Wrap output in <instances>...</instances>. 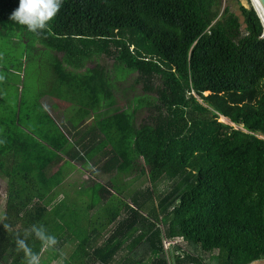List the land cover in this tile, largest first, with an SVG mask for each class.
Segmentation results:
<instances>
[{"label": "trees", "instance_id": "1", "mask_svg": "<svg viewBox=\"0 0 264 264\" xmlns=\"http://www.w3.org/2000/svg\"><path fill=\"white\" fill-rule=\"evenodd\" d=\"M247 2L241 20L223 0H63L36 34L9 19L19 0H0V29L56 53L59 88L50 95L77 103L81 120L64 132L37 102L9 103L0 81V172L9 180L0 264H25L15 240L32 225L54 235L55 247L72 244L57 264L264 258V27ZM103 58L114 59L111 69ZM117 66L144 93L127 109L115 98ZM142 109L149 112L137 125ZM90 113L100 117L86 126ZM63 161L93 168V178L98 169L109 183L91 179L82 202L65 198L49 210ZM130 174L149 185L126 199L130 184L121 180ZM164 238L175 240L168 250ZM27 243L41 258L45 246L34 235Z\"/></svg>", "mask_w": 264, "mask_h": 264}, {"label": "rangeland", "instance_id": "2", "mask_svg": "<svg viewBox=\"0 0 264 264\" xmlns=\"http://www.w3.org/2000/svg\"><path fill=\"white\" fill-rule=\"evenodd\" d=\"M249 2L252 4L251 0H249ZM239 3L249 6L247 0H223V7L226 5L231 6V9L240 16L241 20H243L241 11L239 9ZM55 54L56 53L53 51V49L43 45L40 40L34 36L31 37L26 33H17L13 32L12 30L3 31L0 29V76H3V80L6 81L1 92L4 94L6 100H8L9 103L13 105L15 104V101L21 98L30 102L32 108L34 106V102H37L39 105L43 106V108L48 113H51L53 116L56 115V117L58 116L59 120L69 122V125H71L72 122H75V124L78 125L81 121L78 119L77 115L78 104H72L64 97V95H50V93H56L59 88V82L52 68V64L54 63L56 57ZM102 61L103 62L101 64L107 66L109 69H111L115 63L114 59L112 58H103ZM91 66H93V63L88 65V67ZM111 72L114 84L116 85V89L114 91L115 98L118 105L122 107V109H127V104H131L135 97H143L144 93L142 85L134 86V79L136 76L135 74H130L127 69H124L121 66H117L116 71ZM112 86L114 85L112 84ZM205 95H208V93H205ZM56 98L59 101H57ZM198 101L202 102L201 99H198ZM56 102H58L60 105L56 104ZM135 103L139 104L137 102ZM148 112L149 110L147 109H142L138 112L136 116L137 125H140L144 122ZM90 114V118L85 120L86 126L94 123L100 117V113ZM221 122L237 128L236 125L231 124L226 118H224V121ZM61 129L65 132L63 128ZM62 164L65 167L64 171L67 172V180L64 183V187H59V192H52L50 197L58 200L59 195H61L63 198H65L67 195V200L69 201L78 202L81 200L80 202H82V199L84 198H81V195L78 192L83 186L81 184L85 183V181L89 178L92 179V171L88 167L82 166L80 164L76 165L74 162L70 161H63ZM51 169L53 168L50 164L48 166V172H50ZM87 171L89 172L88 176H86ZM102 177V174L97 169L95 171L94 178L101 179ZM103 178H105L106 181H97L94 183V185L103 184L102 182L109 183L107 176ZM121 182L124 184H130L129 189L127 190L126 194H124L126 199H129V196L132 195L137 189H141L149 185L147 176L136 179L134 178L133 174L124 176L123 181L121 180ZM161 192V194L165 193V188H163ZM102 210L103 208H101V211ZM182 246L183 248H186L185 244H182ZM197 248L199 250V247ZM143 249H145V246Z\"/></svg>", "mask_w": 264, "mask_h": 264}, {"label": "clouds", "instance_id": "3", "mask_svg": "<svg viewBox=\"0 0 264 264\" xmlns=\"http://www.w3.org/2000/svg\"><path fill=\"white\" fill-rule=\"evenodd\" d=\"M63 4V0H19V6L12 11L9 19L25 26L29 31L40 34L46 30ZM4 77L0 76V80ZM10 226L4 224V228ZM34 235L45 247H55L58 243L57 238L48 233L43 226L32 225L30 229H25L23 236L16 235V246L18 251H22L25 256V264H40V254L32 250L28 245L27 239Z\"/></svg>", "mask_w": 264, "mask_h": 264}, {"label": "crops", "instance_id": "4", "mask_svg": "<svg viewBox=\"0 0 264 264\" xmlns=\"http://www.w3.org/2000/svg\"><path fill=\"white\" fill-rule=\"evenodd\" d=\"M55 98V97H54ZM53 98V100H54ZM57 101H59L57 98H56ZM55 100V101H56ZM56 104L60 105L58 102H56ZM63 107V106H61ZM65 108V107H63ZM49 115L52 117V119L54 120V122L58 125V127L60 128H68V129H71L69 126L70 123L69 122H66V121H61L59 120V117L56 115L53 116L51 113H49ZM87 123V122H86ZM67 129V130H68ZM65 160L67 158H64ZM76 165L77 163L74 162ZM62 164V162L60 163V165ZM63 167V181L61 183H58V185H56L54 187V191L53 192H56L58 191L59 192V187H64V183L66 182L67 180V172L64 171V165L62 164L61 165V168ZM54 170H56L55 168L51 169V173L54 172ZM97 170V169H96ZM92 171V169H91ZM88 171L86 172V176H88ZM86 176H83V177H86ZM82 177V178H83ZM92 177V175H91ZM103 178V177H102ZM109 179V177H108ZM107 179V180H108ZM91 180L90 178L88 180H86L85 182ZM92 180H95V182L97 181H100L101 179H95L92 177ZM103 181H106V179H103ZM8 187H9V180L8 178H6L2 172H0V224L2 223L3 219L5 218L6 216V212H8V210H6V207H8ZM51 196V195H50ZM65 198H68L67 195ZM65 198H63L61 195L58 196V200H55L52 199L48 205H47V208L50 210V208H52L54 206V204H57L59 203L61 200H64ZM71 202V201H70ZM23 216V213L21 214ZM63 215H66V213H64ZM122 218V217H121ZM21 226H23L22 223H19V224H16L15 225V229L17 228H20ZM66 229H63V233H67V231H65ZM72 249H73V246L72 244H68V245H65L63 247H52V248H49V247H45L43 249V253L41 255V258L40 260L41 261H48V264H57V256L56 254L57 253H61L63 254L65 257L67 258H70L71 255H72ZM170 249V248H169ZM218 253H215L214 254V257L217 256ZM213 256L212 257H209L207 259H205V262L207 264H222L221 261L217 260L216 258H214ZM250 264H264V258L258 260V261H255V262H252Z\"/></svg>", "mask_w": 264, "mask_h": 264}, {"label": "water", "instance_id": "5", "mask_svg": "<svg viewBox=\"0 0 264 264\" xmlns=\"http://www.w3.org/2000/svg\"><path fill=\"white\" fill-rule=\"evenodd\" d=\"M251 1L264 27V0H251ZM262 37H264V31H263Z\"/></svg>", "mask_w": 264, "mask_h": 264}, {"label": "built area", "instance_id": "6", "mask_svg": "<svg viewBox=\"0 0 264 264\" xmlns=\"http://www.w3.org/2000/svg\"><path fill=\"white\" fill-rule=\"evenodd\" d=\"M175 240H168L166 238L163 239L164 249L168 250L171 245H173Z\"/></svg>", "mask_w": 264, "mask_h": 264}, {"label": "bare ground", "instance_id": "7", "mask_svg": "<svg viewBox=\"0 0 264 264\" xmlns=\"http://www.w3.org/2000/svg\"><path fill=\"white\" fill-rule=\"evenodd\" d=\"M221 121H224V118L223 117L221 118Z\"/></svg>", "mask_w": 264, "mask_h": 264}]
</instances>
